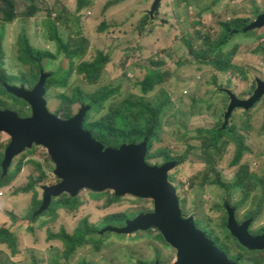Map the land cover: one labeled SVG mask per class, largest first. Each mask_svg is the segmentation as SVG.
<instances>
[{"label":"rangeland","instance_id":"obj_1","mask_svg":"<svg viewBox=\"0 0 264 264\" xmlns=\"http://www.w3.org/2000/svg\"><path fill=\"white\" fill-rule=\"evenodd\" d=\"M56 1L45 0L44 3H49L50 11L56 7L66 8L73 17L69 28L58 29L60 36L73 46L84 49L76 66L95 60L99 51L110 57L101 79L91 83L78 68L71 67L70 59L59 51L56 42L50 40L52 19L42 9L36 17L30 18V4L25 0H7L6 4L0 5V8L11 6L16 12L15 22L5 27L6 64L2 71L23 77V81H29L35 73V67L25 66L18 60L19 39L27 35L35 48L58 55L57 59L43 60L45 72H59L60 77L67 70L72 73L66 86L54 87L47 92L49 109L54 114L61 116L68 108L61 95L77 98L79 90L86 96L105 87L120 88L119 94L91 113L90 121H97L140 98L153 101L159 97L163 101L170 97L171 103L162 114V130L151 151L157 154V158L150 162L163 165L166 155L181 159V165L178 164L171 174L172 182L178 188L184 217H194L215 240L221 238L229 255L239 258L238 264H264V249H249L237 239L243 246L239 247L223 228L227 220V201L235 208L238 224L251 220V232L259 234L264 230V95L251 110L236 109L229 120L228 126L236 127V135L242 137L249 147L238 165L231 164L235 153L233 142L218 159L202 150L206 128L214 130L226 122L231 104L228 92L246 100L259 89L260 82H264V27L236 33L229 41L224 51L227 56L232 55L229 62L234 68L230 70L201 65L191 53V45L200 48L205 41L212 52L216 40L224 32L223 23L233 26L234 22L249 23L250 26L257 22L259 15L264 16V0H222L219 6L215 4L216 0H166L161 17L157 16L151 25L158 26L156 31H161L159 42L157 36L150 40L141 37L139 27L143 18L148 19L147 13L154 0H125L107 11L105 6L116 0H93L92 5L82 12H78L80 0ZM208 7L210 10L202 13ZM90 11L92 15L86 14ZM1 15L5 16V12ZM2 16L0 32L4 30ZM104 24L106 29H102ZM155 60L162 63L160 68L170 76L155 92L144 95L139 83L148 70L155 67ZM23 81L18 80V86H23ZM24 86L33 89L30 82ZM161 89L165 91L159 93ZM2 96L14 111L20 112L21 117L32 116L31 106L21 98L15 99L8 94ZM82 105H73L74 113L77 114ZM6 134L0 135L3 162L11 143V136ZM30 160L43 164L45 177L37 165L30 164ZM22 165L23 170L17 173ZM245 167L259 178L253 176L246 181L240 170ZM10 169L11 184L0 191V228H9L16 234L18 250L14 253L7 244L0 245V264H34L35 261L38 264H154L156 261L174 264L177 261L178 250L168 246L167 241L159 237L161 232L157 229L102 233L110 226L123 227V222L109 219L113 215L134 216L155 209L153 199L127 195L116 200L112 191L95 198L93 192L86 189L79 194L83 201L79 208L58 207L49 213L37 214L36 192L42 200L45 197L43 188L62 182L56 173L58 164L55 158L46 146L36 144L19 155ZM32 178L35 179V190L19 193ZM219 179L226 183H240L242 191L234 192L220 186ZM63 228L74 235L82 229L90 240L78 248L71 262L64 259V243L52 236ZM59 259L61 263H58Z\"/></svg>","mask_w":264,"mask_h":264},{"label":"trees","instance_id":"obj_2","mask_svg":"<svg viewBox=\"0 0 264 264\" xmlns=\"http://www.w3.org/2000/svg\"><path fill=\"white\" fill-rule=\"evenodd\" d=\"M6 1L7 0H0V5L6 4ZM25 1H27L30 4V13L28 14L30 18L36 17L42 9L46 11L49 17L52 19L50 40L56 42L59 51L64 53V55L68 59H70V63L72 65L71 67L78 68L79 73L82 75H85V77L91 83L98 82L102 77V73L105 70L107 63L110 61V57L106 53L99 51L95 60L84 61L81 64H78L76 66L77 60L80 57H82L84 54V49L82 46L75 47L71 43L65 41L60 36L59 30H58L60 29V27L69 28V26L71 25L70 20L71 18H73L72 14H70L66 8L62 10L56 7L52 11H50V5L49 3H44L45 0L43 2H41L42 0H25ZM57 1H60V0H57ZM123 1L125 0H116V1L109 2L105 6V11L109 10L111 7L117 4L119 5L123 3ZM165 2L166 0H154L151 10H149V12L147 13L148 19L144 20L143 18V20L140 21L139 27L141 28V31H142L141 37H143L144 39L148 38L147 40H150L154 36H157L158 38L157 42H159L161 38L159 36L161 31H156L158 26H151V25H152V20L158 19L157 16L161 17ZM50 3H51V0H50ZM92 3H93V0H80L78 12H82L83 10L88 9L92 5ZM221 3H222V0H216L215 2V4H218L217 6L221 5ZM100 6H101V3H100ZM209 10H210V7L204 10L202 13L207 12ZM2 12H5V16L1 15ZM90 12L86 14L89 15ZM165 13H168V12H165ZM15 14L16 12L14 8L11 6L10 7L4 6L3 8H0V16L3 17L2 28L4 29L2 30V32H0V109L3 112L5 111L16 112V111H14L15 109H13V107L9 103L6 102L5 98L2 95L8 94V95L13 96L15 99H18V98L22 99V97L11 92L8 86L17 85L16 87H20V88L25 87L26 89H28L24 85H27V83L30 82L32 84L31 88L34 89L39 84L43 73H45L43 60L46 58H49V59L58 58V55L52 51L35 48L31 44L29 37L27 35H22L19 39V51L20 52H19L18 60L25 66L35 67L36 69L35 73L32 75L29 81H27L26 79H24L23 81V77L18 78L14 75L9 74L6 71H2V68L6 64V53H5L4 46H3V40H4V36L6 34V29H7L5 27L8 24H13L15 22L14 20ZM52 16H55V17L58 16V18L53 19ZM248 25L249 23L241 25L238 22H234V26L232 24H227V22L223 23L222 26L224 28V32L222 33L221 37L216 40L215 42L216 48L212 52L210 50L211 48L209 44L207 43V41H205L204 45L201 46L200 48H195L194 45H191V53L195 56L196 60L201 65H206V66L214 65L216 66V68H218L221 71L222 70L227 71L228 69L230 70L234 68V66L232 65V62H229L232 55L227 56L224 49L227 47V45L229 44V41L234 37L236 33H246L254 29L252 28L250 30H246V28L249 27ZM263 27L264 25L261 27H257L256 29L263 28ZM102 29H106V24H104ZM155 45H157V43H155ZM153 64L155 67L150 68L148 70L147 75L139 83L142 93L144 95L155 92L158 87L164 85L168 81V78L170 76L169 73H165L162 70V68H160L162 63L155 60ZM69 71L70 70H67V72L62 77H60L59 72L49 73L47 77V81H46L47 92L54 87L66 86L70 80L71 71L70 72ZM18 80L23 81V86H18L19 85L17 83ZM28 90H32V89H28ZM163 91L165 90L161 89L159 93H162ZM119 92H120V88L105 87V88L100 89L93 95H86V96H84L81 90H79L77 94L78 95L77 98H73L66 94L61 95L60 98L62 99V101L64 103L65 102L68 103V108L64 112V114H62L61 116L60 115L58 116L66 120L72 119L77 114H79V112L84 107H88V111L86 112V115L83 121V129L85 131L90 132L92 137L100 141L104 145L105 148L120 149L125 144L127 145L141 144L146 141L148 143L147 160L150 162L151 159L157 158V154L151 153V151L154 147V142L156 141L159 133L162 130V120H163L162 114L164 113L168 105L171 103L169 99L170 97L168 96V94H166L169 98L163 101H160L161 99L159 97H157L153 101H146L144 98H140L137 102H129L126 104L125 107L114 109L112 114L106 115L97 121H90L91 113L93 111L100 110L103 107L105 102H107L114 95L119 94ZM22 101L28 104L27 101L23 99ZM77 103H82L83 107L76 114L73 111V105ZM251 109L252 108L244 109V110L248 111ZM19 113L20 112L18 111V114ZM135 114L137 116H135ZM236 131H237V128L228 126L227 121L225 122V124H221L220 126H218V128L214 130L206 128L203 134L204 136L203 140L205 143L204 148H202L203 153L213 156L216 159H218L219 156H221L222 153L224 152L227 145L230 142H233L235 144V153H234L232 164L235 162V164L238 165L241 159L243 158V156L245 155V153L249 151V147L246 145L242 137L236 135ZM3 133L4 132H0V135ZM12 141H13V138L11 136V143L9 144V146H11ZM28 150H31V149H28ZM2 152L3 151H0L1 156L3 155ZM50 155H52V157L55 158V156L51 154V152H50ZM55 161L57 162L56 159ZM165 161L166 162L172 161V162L177 163V165L178 164L181 165L180 163L182 162L181 159L176 160L175 158H172L168 155L165 156ZM31 163H34L35 165H37L39 167L38 170L44 173V177L46 176L42 163H38L35 160H30V164ZM3 164L4 162L0 157V191H3L1 189L11 184V181L9 180L11 169L9 170V172L6 173ZM150 164L152 163L150 162ZM152 165H158V164H152ZM23 168H24L23 165L19 166L18 172L17 171L15 172L20 173L23 170ZM240 170L243 172V177L245 178L246 181L252 179L253 176L257 177L254 174H250L247 167L242 168ZM172 178L173 176L170 172L171 181H172ZM217 183L220 184V186L222 187H228L229 189H233L234 192L242 191L240 188V183L238 182L226 183V182H223L221 179H219ZM33 189L35 190V179L34 178L31 179L30 183L27 186L21 188L19 190V193L21 192L27 193V192L32 191ZM43 189L45 192V188ZM84 190L85 189L81 190L80 193H82ZM87 190L92 191L93 196L95 198H98L101 195L107 193V191H112L115 195L116 200L118 198H121L127 195H132V196H136L141 199H145L143 197H139L131 193L121 194L117 190H114V189H108L104 191H95L92 189H87ZM79 194L73 195L72 193L66 192V193H63L64 196H61V195L54 196L50 206L48 207L47 210H45V213H49L58 207H66V208L69 207L70 209L79 208L83 203L82 199L79 197ZM35 200L38 206V210L36 212L37 214H40L39 210L41 209L44 203V198L40 200L39 195L36 192ZM225 202H226V207L227 205L230 206V204H228L227 201ZM154 211L155 209L148 211V213H153ZM142 214L143 213H139V215L135 214L134 216L126 215V214H117V215L111 216L109 219L118 220V221L123 222L124 224L122 228H125L128 226L130 221H132L133 219L137 218L138 216ZM228 217L229 216L227 212V220L225 221L223 228L225 229V231L231 238L235 239L239 247H243L241 244H239L237 238L228 229ZM196 223L199 226V228L206 231L207 235L211 239L217 242V245L219 246V248L223 249L229 255L227 246L221 243V238L215 240V238L212 236V233L207 228L202 226L199 220H196ZM108 228H115V227L114 226L107 227V230L106 229L103 230L102 233L111 231V230H108ZM150 230L152 229H149L147 231H150ZM263 232L264 230H261L259 234H262ZM251 234L254 236L257 235L253 232H251ZM52 236L53 237L56 236L59 240H61L64 243L65 249H64L63 255H64V259L66 260V262L67 261L71 262L78 248L90 242L89 238L86 237V232L82 229H78L77 233L74 235V234L67 232L66 228H63V230H61L59 234L52 233ZM159 237L163 241L166 242V239L164 235L162 234V232ZM166 243L168 246H170L168 242ZM4 244H7L13 250L14 253L17 252L18 238L13 231H11L9 228H6V227L0 228V245L4 246ZM229 257L231 261H235L238 264L239 258H234L233 256H230V255ZM157 262L158 261H156L154 264H156ZM58 263H61L60 259ZM34 264H38V263L35 261ZM145 264H150V263H145Z\"/></svg>","mask_w":264,"mask_h":264},{"label":"water","instance_id":"obj_3","mask_svg":"<svg viewBox=\"0 0 264 264\" xmlns=\"http://www.w3.org/2000/svg\"><path fill=\"white\" fill-rule=\"evenodd\" d=\"M263 25L264 16H261L246 30ZM48 75L43 73L33 90L8 86L11 92L30 102L34 112L32 117L22 118L17 112H3L0 109V132H6L13 138L3 164L6 173L14 159L35 144L47 146L58 162L57 173L62 182L45 187L44 203L39 213L48 209L54 196L66 192L78 195L86 188L95 191L114 189L121 194H135L153 199L155 211L138 216L125 228L108 230L118 233L159 230L166 241L178 250V259L174 264H237L229 259L205 230L198 227L194 217H184L178 189L170 181V171L177 163L168 162L162 166L150 164L147 160L146 141L141 144H125L120 149L105 148L90 132L83 129L88 107L68 120L52 113L45 98ZM259 86L248 100L241 101L232 95L227 124L236 107L249 109L261 99L264 82H260ZM227 211L228 229L239 242L252 250L264 249V234L252 236L249 233L251 220L240 225L235 217V209L228 207Z\"/></svg>","mask_w":264,"mask_h":264},{"label":"clouds","instance_id":"obj_4","mask_svg":"<svg viewBox=\"0 0 264 264\" xmlns=\"http://www.w3.org/2000/svg\"><path fill=\"white\" fill-rule=\"evenodd\" d=\"M92 13H93V12H90V15H92ZM259 18H260V17H259ZM45 73H46V74H49V73H47V72H45ZM259 87H260V86H259ZM34 89H35V88H34ZM32 90H33V89H32ZM256 91H257V90H256ZM256 91H255V92H256ZM255 92H254V93H255ZM228 94L231 96V103H232V102H233V100H232V95H233V94H232L231 92H228ZM253 95H254V94H253ZM253 95H252V96H253ZM263 95H264V94H263ZM234 96H235V95H234ZM252 96H251V97H252ZM235 97H236L238 100H241V99H239L237 96H235ZM45 98L47 99V94L45 95ZM22 99L25 100V101H27L25 98H22ZM248 99H249V98H248ZM248 99H246V100H248ZM47 100H48V99H47ZM241 101H242V100H241ZM27 102H28V104L31 106V108L33 109V107H32V105L30 104V102H29V101H27ZM256 104H257V103H256ZM256 104H254V106H255ZM230 105H231V104H230ZM254 106H253V107H254ZM48 107H49V102H48ZM253 107H251V108H253ZM229 108H230V106H229ZM236 109H245V108H244V107H236V108L233 110V112H234ZM228 111H229V109H228ZM51 112H52V111H51ZM233 112H232V113H233ZM33 113H34V112H33ZM52 113H53V112H52ZM227 113H228V112H227ZM232 113H231V115H232ZM231 115H230V117H231ZM32 116H33V114H32ZM32 116H30V117H32ZM230 117H229V120H230ZM22 118H24V117H22ZM26 118H29V117H26ZM229 120H228V122H229ZM226 121H227V117H226ZM228 124H229V123H228ZM37 145H38V144H37ZM35 146H36V144H35ZM39 146H45V145H39ZM46 147H47V146H46ZM32 148H33V147H32ZM32 148H28V149H32ZM47 148H48V147H47ZM28 149H26V150H28ZM48 149H49V148H48ZM49 151H50V149H49ZM24 152H25V151H24ZM24 152H23V153H24ZM17 157H18V156H17ZM17 157H16V158H17ZM16 158H15V159H16ZM15 159H14V160H15ZM170 162H172V161H170ZM166 163H168V162H166ZM166 163H164V164H166ZM164 164H163V165H164ZM231 164H232V163H231ZM159 166H162V165H159ZM170 172H171V171H170ZM170 181H171V180H170ZM171 182H172V181H171ZM172 183H173V182H172ZM174 185H175V184H174ZM175 186H176V185H175ZM50 187H51V186H50ZM176 187H177V186H176ZM177 189H178V188H177ZM85 190H86V189H85ZM178 195H179V193H178ZM228 207H230V206H228ZM228 207H227V209H228ZM231 208H232V207H231ZM234 209H235V208H234ZM227 212H228V211H227ZM235 217H236V211H235ZM236 220H237V219H236ZM243 222H245V221H243ZM243 222H242V223H243ZM242 223H241V224H242ZM241 224H240V225H241ZM251 224H252V223H251ZM250 226H251V225H250ZM198 227H199V226H198ZM109 232L118 233V232H114V231H109ZM173 248H174V247H173ZM222 251H223V250H222Z\"/></svg>","mask_w":264,"mask_h":264},{"label":"flooded vegetation","instance_id":"obj_5","mask_svg":"<svg viewBox=\"0 0 264 264\" xmlns=\"http://www.w3.org/2000/svg\"><path fill=\"white\" fill-rule=\"evenodd\" d=\"M251 227L252 226H250V228H249V233L251 234ZM264 234V232L262 233V234H257V235H255V236H258V235H263ZM252 235V234H251ZM252 236H254V235H252Z\"/></svg>","mask_w":264,"mask_h":264},{"label":"bare ground","instance_id":"obj_6","mask_svg":"<svg viewBox=\"0 0 264 264\" xmlns=\"http://www.w3.org/2000/svg\"><path fill=\"white\" fill-rule=\"evenodd\" d=\"M6 133V132H5ZM86 189H90V188H86Z\"/></svg>","mask_w":264,"mask_h":264},{"label":"crops","instance_id":"obj_7","mask_svg":"<svg viewBox=\"0 0 264 264\" xmlns=\"http://www.w3.org/2000/svg\"><path fill=\"white\" fill-rule=\"evenodd\" d=\"M0 208H1V206H0Z\"/></svg>","mask_w":264,"mask_h":264}]
</instances>
